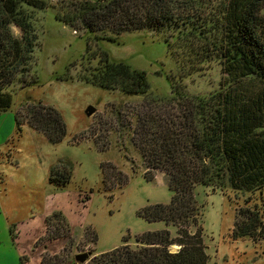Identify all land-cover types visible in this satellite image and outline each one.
<instances>
[{
	"label": "rangeland",
	"instance_id": "374dc122",
	"mask_svg": "<svg viewBox=\"0 0 264 264\" xmlns=\"http://www.w3.org/2000/svg\"><path fill=\"white\" fill-rule=\"evenodd\" d=\"M66 11L53 1L32 14V73L39 80L29 87L17 82L11 89V109L0 115V264H21L20 254L25 264H89L94 254L134 245L147 231L167 229L175 234L173 224L145 215L149 206L168 203L173 190L163 172H148L132 143L133 134L139 117L178 112V100L164 98L175 85L189 95L206 94L222 79L216 62L192 68L181 48L147 30L125 32L116 42L88 41L83 29L61 21ZM12 31L21 34L16 25ZM97 47L105 48L111 61L123 60L144 70L150 92L129 95L81 80L85 57ZM37 101L62 113L67 134L61 141L50 142L25 121L21 135L16 133L15 113L26 120ZM88 106L96 108L90 116L85 112ZM52 170L57 180H50ZM63 170L69 177L59 182ZM257 195L196 186L208 264H264V233L256 230L258 240L233 236L236 220L245 217L240 207L252 209ZM56 211L66 220L54 218ZM12 226L17 237L11 235ZM67 232L69 239L47 240ZM178 247L173 244L170 249ZM84 252L88 259L78 262L76 254Z\"/></svg>",
	"mask_w": 264,
	"mask_h": 264
},
{
	"label": "trees",
	"instance_id": "16d2710c",
	"mask_svg": "<svg viewBox=\"0 0 264 264\" xmlns=\"http://www.w3.org/2000/svg\"><path fill=\"white\" fill-rule=\"evenodd\" d=\"M53 1L67 9L61 21L83 29L88 41L116 42L125 32L147 30L181 48L192 68L216 62L222 73L218 87L206 94L189 95L172 86L164 98L177 99L178 112L139 117L133 134L148 172H163L173 190L168 203L149 206L145 215L173 224L175 234L147 231L134 245L94 254L89 264H208L202 209L195 199L200 184L257 193L252 209L240 207L245 217L236 220L233 236L256 240L258 230L264 233V0H0V115L11 109V89L17 82L29 87L39 80L32 73V14ZM13 25L21 29L19 36ZM85 59L79 75L85 82L129 95L151 90L144 70L111 61L105 48L97 47ZM26 116L23 120L15 113L18 136L24 121L52 143L67 134L62 113L42 101ZM51 172L50 180H57L56 171ZM60 176L59 182H66L69 171ZM53 217L66 220L62 211ZM10 232L17 237L14 226ZM56 235L47 240L69 239L70 233ZM173 244L179 246L175 251L170 249ZM24 256L20 254L22 264L27 262Z\"/></svg>",
	"mask_w": 264,
	"mask_h": 264
},
{
	"label": "water",
	"instance_id": "95a60500",
	"mask_svg": "<svg viewBox=\"0 0 264 264\" xmlns=\"http://www.w3.org/2000/svg\"><path fill=\"white\" fill-rule=\"evenodd\" d=\"M96 108L93 107V106H88L87 109L85 110L86 114L88 116H90L91 114H93L95 112ZM76 260L78 262H85L87 259H88V253L87 252H84V253H79V254H76L75 256Z\"/></svg>",
	"mask_w": 264,
	"mask_h": 264
},
{
	"label": "crops",
	"instance_id": "0c3cea01",
	"mask_svg": "<svg viewBox=\"0 0 264 264\" xmlns=\"http://www.w3.org/2000/svg\"><path fill=\"white\" fill-rule=\"evenodd\" d=\"M20 254V253H19ZM22 264V263H21ZM25 264V263H24Z\"/></svg>",
	"mask_w": 264,
	"mask_h": 264
}]
</instances>
